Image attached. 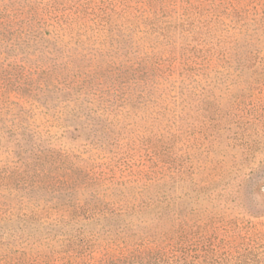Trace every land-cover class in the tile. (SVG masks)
<instances>
[{"label": "rangeland", "instance_id": "rangeland-1", "mask_svg": "<svg viewBox=\"0 0 264 264\" xmlns=\"http://www.w3.org/2000/svg\"><path fill=\"white\" fill-rule=\"evenodd\" d=\"M51 1L0 0V4L41 6ZM225 1L226 11L230 8L240 10V20L237 24H229L230 18H236L231 12L225 19L228 25L222 24V32L216 31V37L223 34V40L210 53V60L206 62L208 67L199 71L205 73L204 76L195 75L192 82L186 80L182 84V76L175 70L172 78L176 79V90L149 103L144 96L143 84L134 82L130 71L125 72L123 89L119 87L118 74L97 78L109 98L103 104L109 107L96 143L88 144L89 139L84 141L87 136L94 141L97 139L80 126L74 129L76 123L72 122L76 121L68 120L73 126L65 132L63 126L40 111L23 119L30 123V128L41 132L33 138L35 144L32 146L37 147L39 143L37 148L43 149V155L58 150L74 166L104 177L110 183L127 181L128 186H134V181L148 182L154 174L168 179L167 176L172 174L170 168L179 169L174 172L175 183L171 191L174 208L189 219L185 220L191 230L189 241L198 245L213 241L224 246L229 257L226 264H264V0ZM56 2L61 7L73 3L79 8L87 6V12L91 9L109 11L113 5L119 7L118 0ZM192 2L197 4L199 1ZM5 35L8 36L7 32ZM137 36L134 35L132 40L135 41ZM93 37L99 41L94 34ZM9 44L10 41L0 44V53L3 52L0 54L1 79L8 76L5 71L9 70L12 60L22 65L35 58L19 53L22 50H16V47L8 49ZM127 48L124 49L125 56H102L103 65L107 61L115 62L116 66L126 59L132 61L134 55ZM193 72L197 73L196 70ZM189 89L192 93L188 97L180 93ZM10 97L16 100L13 94ZM88 97L85 99H94L92 108L101 112L97 106H101L98 98ZM15 113L16 109L4 116L3 128H11L9 117ZM68 114L65 116L71 118ZM12 144L0 136V225L4 226L0 229L3 233L0 236V264L95 262L105 257L103 237L95 239L90 232L82 231L73 237L78 243L73 252L61 251L66 250V238L72 240V237L60 233L54 235L55 230L48 238L40 240L16 237L18 218L32 209L39 212L40 208H47L44 204L50 193L45 189L32 190L33 181L22 170ZM31 144L24 147L29 148ZM29 153L26 151L24 155ZM55 160L56 165L64 163L59 156ZM29 161L34 165V161ZM27 192L42 201H28ZM51 210L55 211L54 208ZM53 218L54 215L42 218L43 224L29 219L26 226L33 228V232L37 228V235L43 234L47 229L57 228L52 223ZM169 224L166 222L164 228ZM12 226L14 230L9 229ZM77 230L84 228L77 227ZM108 252L116 254L117 250Z\"/></svg>", "mask_w": 264, "mask_h": 264}, {"label": "trees", "instance_id": "trees-1", "mask_svg": "<svg viewBox=\"0 0 264 264\" xmlns=\"http://www.w3.org/2000/svg\"><path fill=\"white\" fill-rule=\"evenodd\" d=\"M198 1L195 4L192 0H118V8L113 5L109 11L91 9L89 12L87 6L79 8L75 3L57 6L56 0L41 6L0 4V44L10 41L8 49L16 47L22 50L19 53L35 57L22 65L12 60L9 70L5 71L8 76L0 78V136L13 143V153L33 181L32 190L45 189L50 193L45 199L47 208H40L39 212L32 209L18 218L16 237L19 240L48 238L55 230L54 235L72 237V240L66 238V250L61 251L73 252L78 246L73 239L82 231L90 232L95 239L103 237L105 257L95 262L67 260L63 264L227 263L229 257L224 246L213 241H204L201 245L189 241L191 230L185 224L189 219L174 208L171 191L174 172L179 169L170 168L172 174L168 179L154 174L148 182L134 181V186H128L127 181L110 183L104 177L74 166L58 150L43 155V149L37 148L39 143L37 147L32 146L33 138L41 132L30 128V123L23 119L40 111L63 126L65 132L73 126L68 120L76 121L72 122L76 123L74 129L80 126L97 139L87 136L84 141L96 143L109 107L103 104L109 98L97 81L100 76L111 78L118 74L119 87L123 89L125 72L130 71L133 81L143 84L147 103L176 90L177 82L172 78L175 70L182 76V84L186 80L192 82L195 75L204 76L199 71L208 67L210 53L223 40V34L216 37V31L222 29V24L228 25L225 19L231 12L236 18H230L229 24H237L240 10L226 11L225 0ZM134 35H138L135 41ZM128 39L131 41L126 44ZM95 43L99 46H94ZM125 47L134 55L132 61L126 59L118 66L107 61L103 65L102 56H125ZM180 93L188 97L192 92L189 89ZM11 94L16 100L11 99ZM88 95L98 98L101 112L92 108L94 99H85ZM182 99L186 98L182 96ZM156 105L159 107V102ZM15 109V115L9 117L11 128H3L4 116ZM67 113L71 118L65 116ZM28 144L31 148L24 147ZM26 151L30 153L25 156ZM57 156L64 163L56 165ZM26 194L30 202L42 201L39 197L34 199L29 192ZM52 215V223L57 228L47 229L43 233L47 236L41 237L43 234L35 233L37 228L33 232V228L26 226L29 219L41 222L42 218ZM166 222L170 223L168 228H164ZM9 229L14 230V226ZM110 249L117 253H109Z\"/></svg>", "mask_w": 264, "mask_h": 264}]
</instances>
